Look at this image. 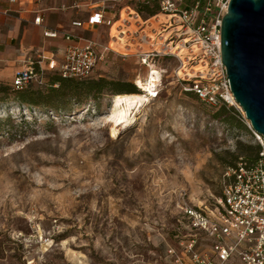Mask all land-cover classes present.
Wrapping results in <instances>:
<instances>
[{
  "label": "rangeland",
  "instance_id": "1",
  "mask_svg": "<svg viewBox=\"0 0 264 264\" xmlns=\"http://www.w3.org/2000/svg\"><path fill=\"white\" fill-rule=\"evenodd\" d=\"M160 27L147 64L110 57L90 73L131 83L124 94L158 70L155 93L122 123L106 118L108 89L66 110L0 100V264H175L167 249L181 253L190 232L183 207H213L225 166L258 142L239 106L216 115L183 89Z\"/></svg>",
  "mask_w": 264,
  "mask_h": 264
},
{
  "label": "built area",
  "instance_id": "2",
  "mask_svg": "<svg viewBox=\"0 0 264 264\" xmlns=\"http://www.w3.org/2000/svg\"><path fill=\"white\" fill-rule=\"evenodd\" d=\"M156 1L158 11L146 19L159 14L163 16L160 23L163 31L160 35L163 40L161 53L177 60L173 69L175 79L182 83L183 89L192 91L199 100L209 105L220 100L238 107L220 61L219 24L228 0ZM129 13L139 17L132 6ZM34 21L38 22L39 16H35ZM86 22L112 24L101 9L88 14ZM71 24L81 25V21L72 20ZM42 33L48 36L56 34L49 29H44ZM131 35L139 43L151 37L136 31ZM63 37L66 43L58 74L77 78L90 75L108 46L93 38H83L78 42L72 40L68 33ZM153 53L158 51L153 52L138 44L133 46V54L143 64H147V58ZM42 63L41 53L24 60L23 65L13 72L11 85L20 88L28 83L43 84L46 68ZM47 64L49 68L53 66L51 62ZM154 86L148 93L150 96L155 93ZM247 125L260 145L259 157L252 163H246L238 156L234 164L225 166L221 194L213 207H183L189 218L190 232L186 240H180L179 244L192 264H225L227 261L231 264H264V144L248 121ZM199 233L210 241L209 251L199 252L193 248ZM167 252L174 255L175 264H184L181 253H175L173 248H168Z\"/></svg>",
  "mask_w": 264,
  "mask_h": 264
},
{
  "label": "crops",
  "instance_id": "3",
  "mask_svg": "<svg viewBox=\"0 0 264 264\" xmlns=\"http://www.w3.org/2000/svg\"><path fill=\"white\" fill-rule=\"evenodd\" d=\"M126 1L0 0V81L10 83L13 72L23 65L24 60L34 58L36 53L43 55L45 72L57 71L66 43L63 37L65 33L78 42L83 38H93L108 46L94 69H101L110 57L130 55L141 63L133 54V46L138 44L145 47L151 43L152 34L163 18L157 17L154 21L153 17L146 19L139 15L135 18L129 13L131 6ZM99 9L112 20L111 25L86 22L87 15ZM35 16H39L38 22L34 21ZM72 20L81 21V25H72ZM44 29L54 30L56 34L43 35ZM134 31L147 33L151 37L139 43L132 39L131 33ZM48 62L53 64L51 68L47 67ZM100 72L97 74L100 75ZM193 248L199 252L209 251L210 241L199 233ZM181 258L184 264H192L184 251H181Z\"/></svg>",
  "mask_w": 264,
  "mask_h": 264
},
{
  "label": "water",
  "instance_id": "4",
  "mask_svg": "<svg viewBox=\"0 0 264 264\" xmlns=\"http://www.w3.org/2000/svg\"><path fill=\"white\" fill-rule=\"evenodd\" d=\"M219 44L233 99L264 144V0H228Z\"/></svg>",
  "mask_w": 264,
  "mask_h": 264
},
{
  "label": "trees",
  "instance_id": "5",
  "mask_svg": "<svg viewBox=\"0 0 264 264\" xmlns=\"http://www.w3.org/2000/svg\"><path fill=\"white\" fill-rule=\"evenodd\" d=\"M127 2H129L130 6H132L142 18H146L158 11L156 0H127ZM199 5L201 6L202 2H200ZM43 78V85H48L45 89L34 87L33 83H28L23 87L16 88L11 85V82L6 83L0 81V100L5 102L11 100L16 103V107H20L22 103H24L27 109L32 106H37L43 110H66L69 108L67 103L72 100L74 103H80L82 100L93 99V104L97 106L96 98L103 89H108L115 95H118L117 93L121 91H135L131 83H125L124 85V83L120 81L107 79L103 76L92 77L88 75L81 78L70 76L62 77L57 71H49L44 73ZM213 105L218 107L214 112L216 115L220 114L225 109L233 110L231 105L220 100ZM223 119L225 121L228 120L226 118ZM247 147L252 148V150L247 155H240V157L245 160L246 163H252L259 157L258 150L260 149V145L257 142L253 145L248 144ZM234 163L235 162L227 165H232ZM227 262L225 264H227Z\"/></svg>",
  "mask_w": 264,
  "mask_h": 264
},
{
  "label": "bare ground",
  "instance_id": "6",
  "mask_svg": "<svg viewBox=\"0 0 264 264\" xmlns=\"http://www.w3.org/2000/svg\"><path fill=\"white\" fill-rule=\"evenodd\" d=\"M158 75V70L150 69L145 79H136L135 83L141 88L142 93H124L113 96L112 104L106 118L112 124L122 123L125 119H129L130 117L126 118L128 116L127 108L137 105L147 99L146 95L152 91L151 89L155 85Z\"/></svg>",
  "mask_w": 264,
  "mask_h": 264
}]
</instances>
